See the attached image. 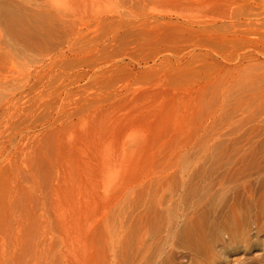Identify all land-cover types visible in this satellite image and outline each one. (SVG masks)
<instances>
[{
	"label": "rangeland",
	"instance_id": "1",
	"mask_svg": "<svg viewBox=\"0 0 264 264\" xmlns=\"http://www.w3.org/2000/svg\"><path fill=\"white\" fill-rule=\"evenodd\" d=\"M238 196L264 220V0H0V264H258Z\"/></svg>",
	"mask_w": 264,
	"mask_h": 264
},
{
	"label": "bare ground",
	"instance_id": "2",
	"mask_svg": "<svg viewBox=\"0 0 264 264\" xmlns=\"http://www.w3.org/2000/svg\"><path fill=\"white\" fill-rule=\"evenodd\" d=\"M137 21V20H136ZM141 21V20H140ZM132 22H134V21H132ZM206 22V21H205ZM141 23V22H140ZM143 24V23H142ZM146 24V23H145ZM136 26H138V25H136ZM134 28V27H133ZM203 28H205V27H203ZM176 172H178V170H176ZM240 196H238V198H239ZM213 198H215V197H213ZM221 199L223 198V197H220ZM218 196H217V198L214 200V199H212L211 198V202H214V201H216L217 199H220ZM242 198V197H241ZM220 199V200H221ZM243 199V198H242ZM242 199H238L237 200V205L235 206V207H233L231 210H230V212L228 213V220L230 221V226H229V229L230 228H235V229H237V233H235L234 235H235V237H237V236H239V234L240 233H242L243 234V232L244 231H246L247 229H248V227H251V224H252V222H251V220H252V218L254 219V222L255 223H257L258 225H257V228H258V230H257V234H259V233H264L263 232V229H264V220H263V218H262V216L260 217V214L259 215H257V217L259 218H254L255 217V215H254V217L252 216V214H251V212H253L252 211V202L250 203V201L248 200V199H244V200H242ZM224 200V199H223ZM217 201H219V200H217ZM216 201V202H217ZM221 202H224V201H222L221 200ZM220 202V203H221ZM217 204V203H216ZM215 204V205H216ZM219 204V203H218ZM215 205H213L212 203L210 204L209 203V206H207V208H206V211H205V215H209V213L210 214H213L212 212L213 211H215ZM254 210V209H253ZM195 225H197V224H195ZM96 227H97V229H102L103 228V225H102V223L100 222V223H98L97 225H96ZM198 228H201V227H199V226H194V224L193 223H188V224H186L183 228H182V233L181 232H178V234H180V239L182 238L185 242L187 241L189 244H193V243H191V242H193V241H200L201 240V235H200V232H198ZM251 233V232H250ZM246 234H247V232H246ZM132 235H133V237L135 236V235H137L136 233H135V231L133 230L132 231V234L131 235H128V242H130V239H131V237H132ZM233 235V236H234ZM241 235V234H240ZM248 235V234H247ZM232 236V237H233ZM243 236V235H242ZM246 236V235H245ZM244 236V237H245ZM247 238V237H246ZM180 241V240H179ZM178 241V242H179ZM182 241V240H181ZM184 241H182V242H184ZM182 242H179V243H181V245H182ZM187 242H186V244H187ZM195 242V243H196ZM201 242V241H200ZM248 241H246V243H247ZM179 243H178V245H179ZM246 243L244 244V245H246ZM185 243H183V246L184 245H186ZM197 244V243H196ZM180 245V246H181ZM188 245V244H187ZM198 245V244H197ZM195 246V245H194ZM118 247H123V244H120V245H118ZM186 247V246H185ZM204 247H206V246H204ZM264 247V246H263ZM195 248V247H194ZM195 250V249H194ZM188 251V250H187ZM196 251V250H195ZM198 251V250H197ZM192 252V251H191ZM101 264H105V263H101ZM258 264H264V261L263 262H261L260 261V263H258Z\"/></svg>",
	"mask_w": 264,
	"mask_h": 264
}]
</instances>
